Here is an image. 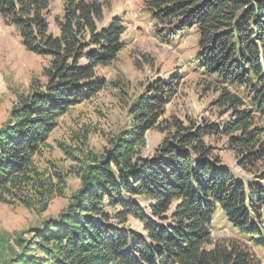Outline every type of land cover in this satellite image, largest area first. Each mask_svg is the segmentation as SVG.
Returning <instances> with one entry per match:
<instances>
[{
	"label": "trees",
	"instance_id": "1",
	"mask_svg": "<svg viewBox=\"0 0 264 264\" xmlns=\"http://www.w3.org/2000/svg\"><path fill=\"white\" fill-rule=\"evenodd\" d=\"M49 1L0 0V19L22 47L49 60L45 82L19 98L0 128V203L30 208L36 196L41 210L63 195L65 174L43 178L35 159L58 119L105 87L95 69L116 59L125 33L120 19L104 22L99 0H61L51 34ZM144 6L162 39L195 31L196 68L227 118L192 127L161 120L174 81L147 85L131 106L128 128L101 154H85L74 171L78 190L22 241L12 264H264V174L235 177L207 142L224 137V149L236 152L248 174L264 156V126L254 123L264 124V0ZM153 129L165 137L143 157ZM223 229L244 243L214 238Z\"/></svg>",
	"mask_w": 264,
	"mask_h": 264
},
{
	"label": "rangeland",
	"instance_id": "2",
	"mask_svg": "<svg viewBox=\"0 0 264 264\" xmlns=\"http://www.w3.org/2000/svg\"><path fill=\"white\" fill-rule=\"evenodd\" d=\"M99 1L103 3L104 22L118 18L125 27L123 50L108 66L96 67V76L105 81V87L93 98L70 107L58 119L46 147L35 159L36 168L43 178L52 176L55 171L65 174L63 195L54 196L44 210H41L36 196L29 198L30 208L17 201L0 203V264H12L14 253L19 252V245L29 239L33 229L40 227L43 221L57 217L65 209L79 188V179L74 171L80 160L87 152L101 154L110 139L128 128L131 106L147 93V85L157 80L174 81L161 120L176 119L183 126L192 127L218 123L227 118L222 108L213 105L217 93L213 88L209 89L196 68L197 35L194 30L173 36L170 40L162 39L157 33L160 28L145 9L144 0ZM61 15V0H50L48 22L51 34H57L54 19ZM48 62L47 58L27 52L14 29L0 19V128L19 98L29 95L31 86L38 87L45 82L42 70ZM254 123L264 126L257 118ZM164 137V133L157 129L148 131L145 144L140 149L141 155L151 157ZM207 142L215 148L223 167L235 177L264 174V156L256 163L252 174H248L237 166L236 152L224 149V137ZM261 145L264 150V136L261 137ZM52 182L57 183L55 178ZM228 237L244 243L226 229L214 235V238ZM245 244L250 248L248 243Z\"/></svg>",
	"mask_w": 264,
	"mask_h": 264
}]
</instances>
